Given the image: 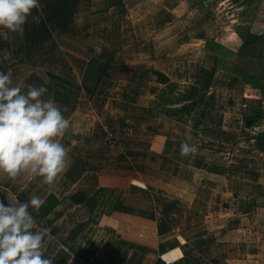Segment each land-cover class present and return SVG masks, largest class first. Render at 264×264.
I'll return each instance as SVG.
<instances>
[{
  "label": "crops",
  "instance_id": "1",
  "mask_svg": "<svg viewBox=\"0 0 264 264\" xmlns=\"http://www.w3.org/2000/svg\"><path fill=\"white\" fill-rule=\"evenodd\" d=\"M242 24L263 35L251 69L264 86V0H40L23 33L0 26L12 85L44 84L70 121L52 184L0 172L5 203L44 201L32 211L53 264H264V87L237 73L249 60L231 50ZM186 68L198 73L192 88ZM189 136L195 149L182 155ZM162 201L176 225L151 242L118 234L104 251L83 249L120 207L162 216Z\"/></svg>",
  "mask_w": 264,
  "mask_h": 264
},
{
  "label": "clouds",
  "instance_id": "2",
  "mask_svg": "<svg viewBox=\"0 0 264 264\" xmlns=\"http://www.w3.org/2000/svg\"><path fill=\"white\" fill-rule=\"evenodd\" d=\"M39 5L40 0H0V26L23 33ZM47 91L44 84H29L26 91L12 85L10 70L0 68V172L9 177L30 171L52 184L68 164V148L60 137L70 121L53 98H44ZM190 139L181 141L182 155L194 151ZM43 203L38 195L19 203L0 199V264H53L44 250L49 229L35 230L32 209Z\"/></svg>",
  "mask_w": 264,
  "mask_h": 264
},
{
  "label": "rangeland",
  "instance_id": "3",
  "mask_svg": "<svg viewBox=\"0 0 264 264\" xmlns=\"http://www.w3.org/2000/svg\"><path fill=\"white\" fill-rule=\"evenodd\" d=\"M239 9L240 8L237 4L236 6L233 7L232 11L236 12ZM232 11L230 12V15L232 14ZM237 18L239 20L240 19L243 20L244 23H247V21L252 19L251 15L249 14L243 17L242 14H239ZM222 19L223 22L219 21L220 23L211 20L210 22H208V26H211L213 28L214 24L225 25L228 20L225 18ZM189 70H190V74L187 73L188 69L186 68V70L182 72L183 75L181 76V78L189 81L190 83H188L189 84L188 88H192L193 83L197 82L198 73L196 72L197 71L196 69L189 68ZM202 80H203V76L200 77L201 84H202ZM176 84L180 86L182 85L181 82H176ZM186 84L187 83H185L184 86H186ZM171 86L172 84L164 86L162 87V90L170 88ZM166 209L168 208L165 202L163 201L160 202V209H159V212L160 214H162V216L155 215L151 212H146L142 210H137V209L126 210L125 208L120 207L118 211L115 212V215L117 216V219L119 221H117L116 223H111L110 225L107 223H101L97 221V226H95L91 234L87 237V240L82 247L83 249L89 252H95L97 249L99 251H104L105 249L108 248V246L111 245L112 238L118 234H123L130 237H133L137 234L138 236L141 235L144 237L142 238L143 241L149 240V242H151L148 237L151 236L153 232H156L157 230L162 231V229H167L170 226L176 225V223L172 219H166V220L164 219L163 214L166 211ZM173 212L175 213L174 219L180 220L178 219L180 217L179 215L180 212L178 210H174ZM99 215L100 214H97L96 217L98 218ZM152 223L154 225H152ZM93 237L94 239L92 240Z\"/></svg>",
  "mask_w": 264,
  "mask_h": 264
},
{
  "label": "trees",
  "instance_id": "4",
  "mask_svg": "<svg viewBox=\"0 0 264 264\" xmlns=\"http://www.w3.org/2000/svg\"><path fill=\"white\" fill-rule=\"evenodd\" d=\"M238 31L241 34V41L238 45L232 46V42L228 41L229 45H231L233 48L231 50L235 51L241 56H244L245 58H249L248 62L246 64H243L242 66H238L237 73L242 76L247 82L255 83L261 87H264L260 81V77L257 75L256 72H253L252 67H256V60H257V51H258V45L261 43L263 39V35L254 33L250 31V26L248 24H242V26L238 27ZM250 68H249V67ZM159 77L162 80L167 79V77L162 73H157ZM262 117V112L258 111L253 116L247 119L248 125H253L258 119ZM259 145L261 147H264V134L258 136ZM162 231H165L163 229ZM159 230V232H162ZM157 264H169L165 262L162 259H159Z\"/></svg>",
  "mask_w": 264,
  "mask_h": 264
},
{
  "label": "built area",
  "instance_id": "5",
  "mask_svg": "<svg viewBox=\"0 0 264 264\" xmlns=\"http://www.w3.org/2000/svg\"><path fill=\"white\" fill-rule=\"evenodd\" d=\"M111 137L114 138V134L113 133H111Z\"/></svg>",
  "mask_w": 264,
  "mask_h": 264
}]
</instances>
